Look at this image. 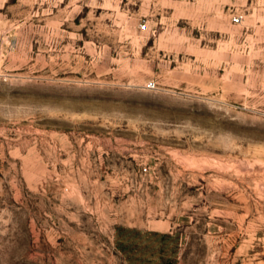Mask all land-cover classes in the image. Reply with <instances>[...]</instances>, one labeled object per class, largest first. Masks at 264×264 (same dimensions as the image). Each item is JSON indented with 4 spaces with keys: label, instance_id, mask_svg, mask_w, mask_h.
Instances as JSON below:
<instances>
[{
    "label": "rangeland",
    "instance_id": "374dc122",
    "mask_svg": "<svg viewBox=\"0 0 264 264\" xmlns=\"http://www.w3.org/2000/svg\"><path fill=\"white\" fill-rule=\"evenodd\" d=\"M0 63V264H264V0H0Z\"/></svg>",
    "mask_w": 264,
    "mask_h": 264
},
{
    "label": "crops",
    "instance_id": "0c3cea01",
    "mask_svg": "<svg viewBox=\"0 0 264 264\" xmlns=\"http://www.w3.org/2000/svg\"><path fill=\"white\" fill-rule=\"evenodd\" d=\"M168 236L162 231H131V247L122 249L127 264H174L175 249L162 242ZM122 237V236H121ZM115 235V239H121Z\"/></svg>",
    "mask_w": 264,
    "mask_h": 264
},
{
    "label": "built area",
    "instance_id": "2783aa9c",
    "mask_svg": "<svg viewBox=\"0 0 264 264\" xmlns=\"http://www.w3.org/2000/svg\"><path fill=\"white\" fill-rule=\"evenodd\" d=\"M239 19H240V17L238 15H233V17H232V21H234V22H238ZM4 74L5 73L3 72V69L1 68V63H0V77L4 76Z\"/></svg>",
    "mask_w": 264,
    "mask_h": 264
}]
</instances>
